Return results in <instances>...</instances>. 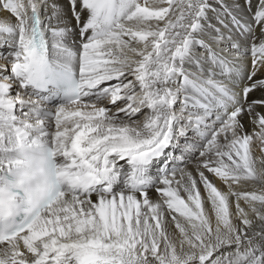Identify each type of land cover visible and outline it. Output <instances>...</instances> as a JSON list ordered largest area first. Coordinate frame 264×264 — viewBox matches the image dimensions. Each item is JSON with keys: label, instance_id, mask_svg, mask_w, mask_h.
I'll return each mask as SVG.
<instances>
[{"label": "snow or ice", "instance_id": "1", "mask_svg": "<svg viewBox=\"0 0 264 264\" xmlns=\"http://www.w3.org/2000/svg\"><path fill=\"white\" fill-rule=\"evenodd\" d=\"M0 13V264H264V0Z\"/></svg>", "mask_w": 264, "mask_h": 264}, {"label": "bare ground", "instance_id": "2", "mask_svg": "<svg viewBox=\"0 0 264 264\" xmlns=\"http://www.w3.org/2000/svg\"><path fill=\"white\" fill-rule=\"evenodd\" d=\"M64 2L66 3V0H64ZM3 14L2 13H0V16H2ZM153 172H155L156 171V169L154 168L153 170H152ZM216 183H217V186L218 187H221V188H223V186L220 184V182L219 181H216ZM226 190V189H225ZM206 207H207V205H206Z\"/></svg>", "mask_w": 264, "mask_h": 264}]
</instances>
